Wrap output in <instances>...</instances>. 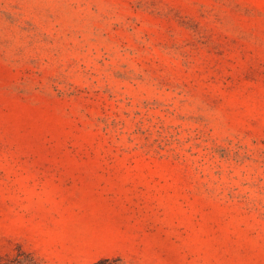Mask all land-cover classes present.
Listing matches in <instances>:
<instances>
[{
	"label": "rangeland",
	"instance_id": "rangeland-1",
	"mask_svg": "<svg viewBox=\"0 0 264 264\" xmlns=\"http://www.w3.org/2000/svg\"><path fill=\"white\" fill-rule=\"evenodd\" d=\"M264 264V0H0V259Z\"/></svg>",
	"mask_w": 264,
	"mask_h": 264
},
{
	"label": "trees",
	"instance_id": "trees-1",
	"mask_svg": "<svg viewBox=\"0 0 264 264\" xmlns=\"http://www.w3.org/2000/svg\"><path fill=\"white\" fill-rule=\"evenodd\" d=\"M0 264H36V261L31 254L26 253L25 251H19L12 257L0 259ZM92 264H124V262L119 257H106L101 258Z\"/></svg>",
	"mask_w": 264,
	"mask_h": 264
}]
</instances>
